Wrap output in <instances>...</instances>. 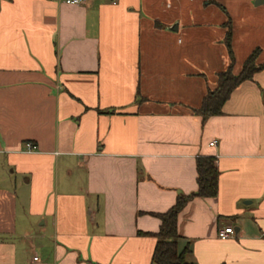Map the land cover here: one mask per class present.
Masks as SVG:
<instances>
[{
	"label": "crops",
	"instance_id": "crops-1",
	"mask_svg": "<svg viewBox=\"0 0 264 264\" xmlns=\"http://www.w3.org/2000/svg\"><path fill=\"white\" fill-rule=\"evenodd\" d=\"M258 1L0 0V264H152L154 214L196 191L198 157L218 192L179 213V249L264 264V69L193 112L228 30L235 73L264 63Z\"/></svg>",
	"mask_w": 264,
	"mask_h": 264
},
{
	"label": "trees",
	"instance_id": "trees-1",
	"mask_svg": "<svg viewBox=\"0 0 264 264\" xmlns=\"http://www.w3.org/2000/svg\"><path fill=\"white\" fill-rule=\"evenodd\" d=\"M230 30L227 31L225 44L229 55V65L218 72L217 85L208 90L201 105L193 112L203 120L222 114L224 103L230 98L232 92L243 82L252 81L254 75L264 69L263 64H257L259 51L255 50L244 61L239 72L235 73L234 56L230 47ZM196 185L197 189L190 195L178 196L174 204L164 213L154 214L160 221L159 230L153 234L156 244L153 249L152 264H195L186 259L190 253L188 246L179 249L177 234V220L179 213L193 198H215L218 192V170L213 157H198L196 159ZM142 235L143 233H140ZM145 234V233H144Z\"/></svg>",
	"mask_w": 264,
	"mask_h": 264
},
{
	"label": "built area",
	"instance_id": "built-area-1",
	"mask_svg": "<svg viewBox=\"0 0 264 264\" xmlns=\"http://www.w3.org/2000/svg\"><path fill=\"white\" fill-rule=\"evenodd\" d=\"M85 1L86 0H64V3L68 5L78 6V5L84 4ZM209 145L214 146L215 141L211 142ZM26 148H27V151H32L34 149L33 146L30 144H27ZM217 235L220 240H226V239L233 237V232L227 229H219ZM29 264H43V263H41V261L39 260L37 256H33Z\"/></svg>",
	"mask_w": 264,
	"mask_h": 264
},
{
	"label": "water",
	"instance_id": "water-1",
	"mask_svg": "<svg viewBox=\"0 0 264 264\" xmlns=\"http://www.w3.org/2000/svg\"><path fill=\"white\" fill-rule=\"evenodd\" d=\"M262 0H259L257 3H255V4H258L259 2H261Z\"/></svg>",
	"mask_w": 264,
	"mask_h": 264
},
{
	"label": "rangeland",
	"instance_id": "rangeland-1",
	"mask_svg": "<svg viewBox=\"0 0 264 264\" xmlns=\"http://www.w3.org/2000/svg\"><path fill=\"white\" fill-rule=\"evenodd\" d=\"M257 63V62H256ZM258 64V63H257Z\"/></svg>",
	"mask_w": 264,
	"mask_h": 264
}]
</instances>
